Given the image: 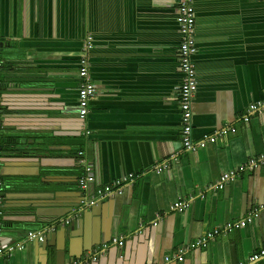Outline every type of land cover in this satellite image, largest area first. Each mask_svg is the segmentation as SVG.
<instances>
[{
  "label": "crops",
  "instance_id": "1",
  "mask_svg": "<svg viewBox=\"0 0 264 264\" xmlns=\"http://www.w3.org/2000/svg\"><path fill=\"white\" fill-rule=\"evenodd\" d=\"M177 2L0 0V264H238L264 247V109L244 120L264 102V0H194L192 138L216 136L195 151L181 136ZM85 60L96 92L82 119ZM130 174L122 192L83 203Z\"/></svg>",
  "mask_w": 264,
  "mask_h": 264
},
{
  "label": "built area",
  "instance_id": "2",
  "mask_svg": "<svg viewBox=\"0 0 264 264\" xmlns=\"http://www.w3.org/2000/svg\"><path fill=\"white\" fill-rule=\"evenodd\" d=\"M177 11H178V22L180 26L181 33V43L179 46V61H180V70L183 74V83L180 90V105L182 110V143L183 150L186 151H195L199 146L205 147L208 142H215L216 136H207L202 141L196 143L192 138L193 133V100L194 96L198 89V80H197V69L194 61V57L198 52V45L196 39V26H197V17H196V9L194 0H178L177 2ZM94 44L93 36L88 37L87 48H92ZM0 54H1V42H0ZM1 70H2V59L0 55V81H1ZM81 77V85L79 90V106H80V117L82 119H86L88 113L90 111V101L95 95V86L89 81L88 78V65L87 61H84V64L80 70ZM264 109V102L258 101L251 104L248 108V113L244 117L245 121L250 120V115L261 111ZM2 129H3V107H2V92L0 86V157L3 153L2 151ZM229 131V130H228ZM252 167H257L259 165L258 162H252ZM241 170L246 169L245 166L240 168ZM235 170L228 171L221 175L219 181L213 186L215 189H222L231 181L236 180L237 176H239ZM138 175L130 174L123 179H119L112 183L111 185L101 187L97 190L96 195L92 197L91 200H84L83 203L93 205L99 199H103L109 196H113L119 192L123 191V188L135 182L138 178ZM95 181V177L93 174L88 176H83L80 178V186L83 189L88 188L89 184ZM189 207L188 202L180 201L175 203L172 206V209L183 211ZM5 213V181L1 172L0 165V236L3 233V217ZM251 218L242 220L240 222H230L225 227V231H231L233 229H238L240 227L245 226ZM157 225V223H155ZM221 230L217 229L214 232H210L206 237L201 239L196 243L198 244H206V240L209 238H214L215 235L220 233ZM28 238L30 240L39 239L44 240L42 234L38 232L31 231L28 233ZM119 241L118 238L114 239V242L117 243ZM23 244L18 243L16 246H10L8 252H13L17 248H23ZM107 247V245H105ZM5 253V249L0 247V262H2L3 255ZM178 258V260L183 261L184 256L181 254H177L174 256ZM172 258L167 256L166 260L170 261ZM264 259V247L259 251L252 254L247 263L240 262L238 264H261V260Z\"/></svg>",
  "mask_w": 264,
  "mask_h": 264
},
{
  "label": "trees",
  "instance_id": "3",
  "mask_svg": "<svg viewBox=\"0 0 264 264\" xmlns=\"http://www.w3.org/2000/svg\"><path fill=\"white\" fill-rule=\"evenodd\" d=\"M4 150L3 142H2V151Z\"/></svg>",
  "mask_w": 264,
  "mask_h": 264
}]
</instances>
